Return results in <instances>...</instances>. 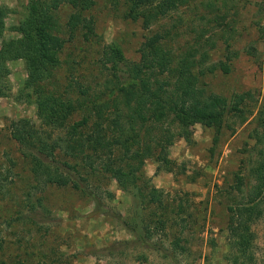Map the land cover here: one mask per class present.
Masks as SVG:
<instances>
[{
	"label": "rangeland",
	"instance_id": "374dc122",
	"mask_svg": "<svg viewBox=\"0 0 264 264\" xmlns=\"http://www.w3.org/2000/svg\"><path fill=\"white\" fill-rule=\"evenodd\" d=\"M0 2L7 11L1 46L21 37L18 28L32 13L30 0ZM72 12L70 6L57 12L67 41L55 79L46 87L62 93L69 83L79 82L89 95L81 96L73 86L69 96L108 104V116H114L112 101L117 99L125 133L121 141L131 140L115 154L136 156L128 160L129 177L88 170L74 174L85 190L39 181L46 166L59 169L64 157L35 159L12 138L13 121L28 118L38 129L42 123L36 96L25 87V59L9 61V72L0 80L6 93L0 96V264H264V196L257 199L260 212L249 223L252 240L246 255L233 247L230 230L239 218L238 207L256 185L252 169L264 157V0H189L149 27L143 18L128 17L126 0H95L85 12L97 32L89 41L81 29L68 40L66 22ZM164 30L171 31L165 47L178 61L188 52L203 58L207 50L208 59L194 67L197 72L220 62L227 65L228 71L218 64L214 72L201 75L208 94L226 97L230 107L237 95L244 97L221 126L196 123L190 136L180 135L169 116L164 128L174 142L161 149L152 140L157 128L149 123L131 128L120 87L127 68L140 61L142 44ZM209 37L214 44L199 53L192 49L197 39L205 43ZM108 45L119 47L125 58L116 70L104 64ZM85 109L78 108L72 121L81 119ZM149 146L152 154H146ZM159 153L172 162V170L165 168L166 161L159 162ZM239 177L243 190L237 188ZM152 187L160 191L159 201H148Z\"/></svg>",
	"mask_w": 264,
	"mask_h": 264
},
{
	"label": "trees",
	"instance_id": "16d2710c",
	"mask_svg": "<svg viewBox=\"0 0 264 264\" xmlns=\"http://www.w3.org/2000/svg\"><path fill=\"white\" fill-rule=\"evenodd\" d=\"M188 2L189 0H126L127 15L134 20L143 18L145 25L149 27L154 21L167 17ZM94 5L95 0H30L32 18L18 28L21 37L3 41L0 46V80L9 72V61L25 59V87L32 89L36 96L37 115L42 123V128L38 129L28 118L13 121L12 138L21 145L26 155L35 153L32 155L35 159L49 155L55 158L58 153L64 157L59 161V169L46 166V174L38 175V180H44V184L71 185L76 189L85 190L74 177V174H81L82 170L111 172L118 179L129 177L126 166L129 168L131 163L128 160L136 156V153L122 156L115 154L121 144L131 140L126 137L124 142L121 141V135L125 133L121 122L123 115L117 99L112 101L116 108L114 116H108V104H89L86 98L72 99L69 96L73 86L79 89L81 96L89 95V88L79 82L69 83L62 93H55L46 87L55 79V69L61 63L59 53L67 41L61 35L63 29L57 16L58 10L63 6L73 9L66 22L70 34L68 40H72L76 31L81 29L83 38L89 41L97 36V32L93 18L85 15V12ZM6 15L5 6L0 2V39L4 34ZM170 34V30H164L148 37L140 49V61L130 69L127 68L128 73L122 81L123 86L120 87L123 104L130 108L126 118L131 128L136 129V124L147 127L148 123L157 128L159 131L152 140L158 142L157 145L161 149L168 148L174 142L173 135L164 128L169 116H173L178 124L180 135L190 136L191 127L196 123L221 126L226 115L232 108L241 104L244 97L237 95L234 107H230L226 97L208 94L202 83L200 84L201 75H204L205 71L214 72L218 64L228 71L227 65L220 62L209 70L200 68L197 72L194 67H200L208 59L207 50L202 54L203 58L196 60V57L188 52L178 61L173 52L165 47ZM214 42L211 37L205 43L197 39L192 49L199 53ZM103 54L104 64L112 63L111 67L115 70L125 59L122 50L112 45L106 46ZM172 63L177 65L173 66ZM115 77L120 80L118 75ZM0 96H6L1 85ZM78 108H86V112L81 119L72 121V116ZM132 138H135L134 135ZM147 152L146 154H152L150 146ZM157 157L159 162L166 161V156L161 153L157 154ZM126 159L127 163L123 161ZM166 162L165 168L172 170V162L168 159ZM252 175L256 178V185L248 193L247 203L238 207L239 218L233 219L230 226L234 238L233 247L241 253L240 256L246 255L248 251L252 240L249 223L260 212L257 199L264 196V157L260 164L252 169ZM83 178L81 176L80 180ZM238 179L237 188L243 190V179ZM160 194L156 187H152L148 193V201H159ZM161 222L164 223V220ZM178 241L179 239H175L174 244H180Z\"/></svg>",
	"mask_w": 264,
	"mask_h": 264
}]
</instances>
